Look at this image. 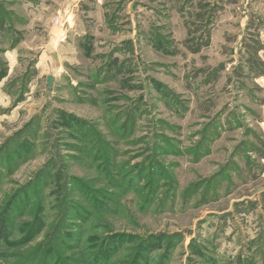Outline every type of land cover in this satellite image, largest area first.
<instances>
[{
  "label": "rangeland",
  "instance_id": "obj_1",
  "mask_svg": "<svg viewBox=\"0 0 264 264\" xmlns=\"http://www.w3.org/2000/svg\"><path fill=\"white\" fill-rule=\"evenodd\" d=\"M239 3L0 0V264H91L103 238L123 264L159 235L166 264H264V40Z\"/></svg>",
  "mask_w": 264,
  "mask_h": 264
},
{
  "label": "trees",
  "instance_id": "obj_2",
  "mask_svg": "<svg viewBox=\"0 0 264 264\" xmlns=\"http://www.w3.org/2000/svg\"><path fill=\"white\" fill-rule=\"evenodd\" d=\"M3 78V71H0V79ZM88 143V141L86 142ZM86 156H88L85 152V149L83 151V157L86 158ZM112 173V172H111ZM110 173V174H111ZM74 185H76L74 183ZM79 188H81V191L84 192V188H86L83 184L78 183ZM70 193L71 196L73 195V191L70 189ZM90 194H95V191H90ZM69 198L66 201V205H68L69 207V212L66 213L67 216H70L71 214H73L74 216H80V214H83L84 216H89L87 213L89 212V210H86V208H88L87 206L84 208L81 205H78V203H74L73 201H68ZM19 205L20 207V202L16 201L15 199H13L11 201V203L9 204V206L7 207L6 211L0 215V245L4 244V242H6L8 240L9 237H11L13 235V229L12 232L11 227L13 225L12 222V217H14L13 212H15L17 210V206ZM89 209V208H88ZM64 219V215H62L61 219H59V222H62V220ZM65 221V219H64ZM62 228V225H61ZM60 230V228H59ZM65 230V229H64ZM60 236V233H58ZM65 237H62V240H66L63 239ZM99 238V237H97ZM85 240V238H84ZM104 240V238H103ZM101 240V242L103 241ZM97 239L92 240V242L90 243L89 247L86 248V255L88 256V260H90L92 263L91 264H105L107 262L110 261L111 257L110 255H104L102 253H104L106 248H113V247H117L120 244L119 239L115 238V239H110L108 243L101 245L100 244H96L97 243ZM136 243V241H134ZM61 244L64 247H68L66 241H61ZM108 244V245H107ZM172 244L168 241V239H166V237L164 236H155L153 239L148 238L144 241H141L140 243H138L135 247L131 250L128 251V255H126L125 261H123L122 263H127L128 264H166L167 260H168V256H169V251L170 250H166V248L171 249ZM163 250V254H159L158 252ZM166 250V251H165ZM83 251V250H82ZM79 252V251H78ZM166 253V254H164ZM157 259H156V258ZM55 260L58 261L59 260L63 261L62 259H60L59 257H57ZM34 259H31L30 262H33ZM245 264H256L252 262V259H246L244 260Z\"/></svg>",
  "mask_w": 264,
  "mask_h": 264
},
{
  "label": "crops",
  "instance_id": "obj_3",
  "mask_svg": "<svg viewBox=\"0 0 264 264\" xmlns=\"http://www.w3.org/2000/svg\"><path fill=\"white\" fill-rule=\"evenodd\" d=\"M239 1H240L239 5H241L242 8V14H244L246 11L248 16L250 14L251 19L258 26L259 29L258 31L260 34L259 38L261 40H264V32H263L264 31V0H239ZM249 9L251 13H249ZM253 11H255L256 15L253 14ZM244 19L248 20V17ZM71 22H72L71 26H73L75 22L74 17Z\"/></svg>",
  "mask_w": 264,
  "mask_h": 264
},
{
  "label": "built area",
  "instance_id": "obj_4",
  "mask_svg": "<svg viewBox=\"0 0 264 264\" xmlns=\"http://www.w3.org/2000/svg\"><path fill=\"white\" fill-rule=\"evenodd\" d=\"M53 25L54 26H62L61 19L59 17H56L53 19Z\"/></svg>",
  "mask_w": 264,
  "mask_h": 264
},
{
  "label": "water",
  "instance_id": "obj_5",
  "mask_svg": "<svg viewBox=\"0 0 264 264\" xmlns=\"http://www.w3.org/2000/svg\"><path fill=\"white\" fill-rule=\"evenodd\" d=\"M52 80H53V77L52 76H48L47 77V87H48V89L51 88Z\"/></svg>",
  "mask_w": 264,
  "mask_h": 264
}]
</instances>
